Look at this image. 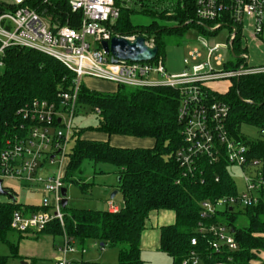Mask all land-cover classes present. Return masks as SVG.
Masks as SVG:
<instances>
[{"label":"trees","instance_id":"obj_1","mask_svg":"<svg viewBox=\"0 0 264 264\" xmlns=\"http://www.w3.org/2000/svg\"><path fill=\"white\" fill-rule=\"evenodd\" d=\"M152 1L154 4L151 0H139L140 11L171 18L178 23L174 27L152 26L156 27L157 35L160 31L172 32L198 25L194 21L195 0H176L171 14H167L166 9H157L159 0ZM11 5L0 2V11ZM131 11L134 10H122L113 26L116 32L130 34L137 30L129 20ZM55 13L61 15V23L67 22L62 14ZM67 23L70 24L69 21ZM199 28L206 33L201 26ZM157 35L154 37L161 55ZM238 42L239 38L234 49H238ZM2 61L0 150L26 127V121L17 114L20 107L35 98L59 103L60 93L71 90L75 78V73L59 61L31 49L9 47ZM232 81L226 92L217 94L230 107L227 129L231 136L249 146L250 156H262L264 140L245 139L239 133V125L246 123L264 131V73L245 75ZM77 106H89L97 114L98 122L94 127H73L74 143L66 153L64 182L79 184L83 189L86 183L79 182L73 175L84 159L110 163L115 166V188L123 204L116 212L66 205L62 208L64 225L55 220L41 232L53 236L66 233L80 247L88 241L103 243L100 247H117V264H145L140 255V236L145 221L151 211L165 209L174 212L175 221L160 227L159 249L171 257L172 264H181L191 251L199 253L201 264H264L261 257L264 250V200L242 208L249 222L245 227L235 225L234 207L218 209L206 219L200 217L202 201L236 194L237 191L224 158L212 165L203 162L193 172H185L179 166L175 153L182 143V135L177 120L179 95L175 89L168 86L132 88L115 85L114 91L105 93L80 84ZM88 129L104 134L107 139L83 137ZM113 135L150 138L154 143L149 147L116 146L109 140ZM26 208L16 200H0V237L12 228L13 212ZM201 220L205 224L226 225L237 249L230 251L223 247L218 252L213 251L208 245V239L212 237L196 232ZM195 236L198 242L192 245L191 239ZM7 259V256L0 255V264H7Z\"/></svg>","mask_w":264,"mask_h":264},{"label":"built area","instance_id":"obj_2","mask_svg":"<svg viewBox=\"0 0 264 264\" xmlns=\"http://www.w3.org/2000/svg\"><path fill=\"white\" fill-rule=\"evenodd\" d=\"M128 1L14 0L11 6L0 11V66L6 49L19 47L50 56L75 73L72 89L60 93L59 103L35 98L17 110L19 117L26 121V127L0 150V179L13 178L29 185L35 184L44 196L40 210L13 212L10 223L13 229L41 232L55 220L64 225L61 194L64 168L60 167L52 176L43 177L42 173L45 164H52L56 155L66 158V144L73 134L76 101L84 76L132 88L168 86L175 89L179 95L177 120L182 135V143L175 153L179 166L185 172H193L203 162L212 165L224 158L229 165L243 170L245 190L202 201L201 218H209L221 207L244 208L264 200V155L250 156L249 146L230 135L227 129L230 107L217 96L221 92L209 86L213 81H231L245 75L264 73V66L248 65L249 57L240 44L243 31L248 27L254 38L263 32L264 0H195L196 24L206 34H215L222 27L228 28L227 42L211 47L198 36L197 39L207 49L205 56L200 46H192L183 59L184 69L176 74L166 72L159 50L153 59L132 61L120 59L102 48L101 42L112 37L133 40L142 36L146 45H156L155 37L144 30L130 34L114 30L122 10L130 9ZM134 1L139 4V0ZM55 12L62 14L71 25L61 23V15ZM238 38V49H234ZM221 46L229 47L230 61H225L218 53ZM107 209L109 212L118 210L112 200L108 202ZM196 232L212 237L208 239V245L213 251L218 252L223 247L230 251L237 249L234 237L223 223L205 224L201 220ZM60 237L63 245L58 247V252L63 255L73 252L76 241L66 233ZM197 242L196 236L192 237L191 244L196 245ZM80 249L85 252L84 247ZM53 264L70 262L57 258ZM181 264H201V257L196 251H191Z\"/></svg>","mask_w":264,"mask_h":264},{"label":"rangeland","instance_id":"obj_3","mask_svg":"<svg viewBox=\"0 0 264 264\" xmlns=\"http://www.w3.org/2000/svg\"><path fill=\"white\" fill-rule=\"evenodd\" d=\"M0 2L12 4L14 0H0ZM130 9L134 11L130 12L129 20L134 28L146 29V34L156 36V27H174L178 23L171 18L159 17L158 15L145 14L140 11L138 4L134 0L128 1ZM151 4H154L151 0ZM176 0H159L156 5L158 10L166 9L168 13L174 11V5ZM249 24V21H246ZM152 28V26H155ZM251 28L243 31V36L240 40V44L243 45L244 51L249 57L248 65L250 66H264V29L263 32L254 38L251 36ZM229 29L222 27L215 34L203 33L198 25H191L185 28H180L177 31H160L157 38L160 41V54L164 60V66L167 73L176 74L181 72L185 65L183 59L187 56L189 49L194 46H200L205 56L207 49L198 36L203 37L208 45L214 47V45H224L227 42V35ZM216 53V52H215ZM225 61H230L232 58L229 47L221 46L218 48ZM221 68L220 66H217ZM262 74V73H261ZM81 84L89 89H94L99 92H112L114 91L115 84L105 80L95 79L92 77H82ZM230 84H233L231 80H220L209 83V86L224 93ZM98 116L89 106H77L73 117V126L76 129L94 127L97 125ZM239 133L247 140L255 141L256 139L264 140V131L261 132L257 127L242 123L239 125ZM96 134L93 130H86L83 137ZM89 137V136H88ZM116 138H120V135H113L110 137V143ZM74 143L73 137L66 144V153L69 152L70 147ZM113 145V144H112ZM66 158H62L60 154L55 156L54 162L46 163L45 169L42 173L43 177L48 175H55L58 173L59 168H64ZM228 173L236 187L237 192L245 190V183L243 180V170L236 165L227 166ZM115 166L107 162H93L88 159H84L81 162L80 168L74 172L73 178L79 182L86 183L83 189L79 184L73 182H64L66 188V197L69 207L75 208H91L107 210L108 202L112 200L114 204L121 205L122 197L120 193H117L112 199L110 194L116 190L114 187L117 184V176ZM2 185L11 189L18 202L22 204L36 205L37 211L40 210L43 202V193L37 188V185H29L23 181L13 178H4ZM9 199L6 195H0V200ZM243 207L235 206L234 212L236 215L235 225L237 227H245L248 225V216L243 212ZM225 207H221V210ZM158 214H152L149 219L148 234L154 235L155 243L158 228L155 224V218H172V212L165 209L156 211ZM226 222V220H223ZM153 225V226H152ZM63 245V241L60 236H53L45 232H21L16 229H9L4 237H0V255L7 256V264H21L26 262L27 264H53V260L57 258H64L70 262V264H83L97 263V264H117L118 263V248L100 245L95 241H88L84 247L85 252L82 253L80 245H75V250L65 255L58 252V247ZM154 245V244H153ZM151 246H143L141 251V258L146 264H172V259L166 253L160 251L158 248L152 249ZM264 251V250H263ZM264 257V253H263ZM50 259V260H47Z\"/></svg>","mask_w":264,"mask_h":264},{"label":"water","instance_id":"obj_4","mask_svg":"<svg viewBox=\"0 0 264 264\" xmlns=\"http://www.w3.org/2000/svg\"><path fill=\"white\" fill-rule=\"evenodd\" d=\"M101 46L104 51L112 53L114 56L120 59H129L132 61H142V60H150L153 59L157 52L158 46H148L145 44V40L142 36H136L133 40H129L124 37H112L109 41H102ZM117 190H114L110 194V198L112 199L116 194ZM61 194L63 196L62 199V207L67 205V197H66V188L62 187ZM0 195H6L9 197L11 201L16 200V195L7 187L2 185V180L0 179ZM103 246V243L100 244ZM21 264H27L26 262H21Z\"/></svg>","mask_w":264,"mask_h":264},{"label":"crops","instance_id":"obj_5","mask_svg":"<svg viewBox=\"0 0 264 264\" xmlns=\"http://www.w3.org/2000/svg\"><path fill=\"white\" fill-rule=\"evenodd\" d=\"M114 90H115V88H114ZM88 136L87 137L88 138H91V139H99V140H106L107 139V137L104 134H101V133H96V134L88 135ZM153 143H154L153 140L150 139V138H138V137H131V136H120V138H116V139H114L112 141V144L113 145L122 146V147H137V146H140V147H149V146H152ZM114 189H116V188L114 187ZM117 193H119V192H117ZM16 201H17V199H16ZM18 203H20V202H18ZM67 204H68V202H67ZM122 204L123 203H121V205H119V204H115V205L119 209L122 206ZM23 205L25 207H27L26 209H23L22 210L25 213H30V212L33 211L32 208L38 207L36 205H29V204H23ZM156 211H158V210L151 211L149 213V215H148V218L145 221V228L142 231L141 236H140V249H141V251H142V247L143 246H147V245L148 246H151L152 245L153 246L152 249H156V248L159 249V246H160V244H159V240H160V227L161 226H165V225L173 224L174 221H175V214L171 210H167V211L172 212V218H167V219H164V218H155V224H156V226L158 228V233H157V237H156L155 243H152V241H154V238L155 237H154V235L151 236V234L150 235L148 234V229H149L148 223H149V219H150V217H151L152 214H158L159 213V212L156 213ZM263 253H264V251H262L261 257L264 260ZM140 255H141V252H140ZM47 260H50V259H47ZM144 263L146 264L145 261H144Z\"/></svg>","mask_w":264,"mask_h":264}]
</instances>
